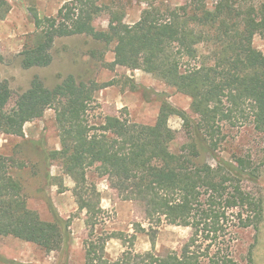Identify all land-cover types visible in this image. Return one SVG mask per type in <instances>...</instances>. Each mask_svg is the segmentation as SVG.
<instances>
[{"label": "trees", "instance_id": "1", "mask_svg": "<svg viewBox=\"0 0 264 264\" xmlns=\"http://www.w3.org/2000/svg\"><path fill=\"white\" fill-rule=\"evenodd\" d=\"M145 3L132 24L110 12L106 29L94 25L105 11L96 0H67L53 16L32 12L37 38L19 53L21 66L49 65L51 48L60 37L82 34L106 45L114 43L112 66L151 73L188 95L192 118L163 104L153 125L122 115L94 120L93 94L110 83L77 82L69 74L50 89L35 76L25 91L14 96L0 75V134L23 136L27 121L54 110L60 148L45 155L72 179L76 203L86 212L84 264H241L233 246L240 232L258 231L263 215L262 200L244 187V181H255L260 172L249 163L246 169L236 166L217 150L225 139V124L248 121L263 134L264 145V53L252 43L257 34L264 39V4L234 0H184L177 6L166 0ZM9 10L8 2L0 0V19ZM5 61L0 50V64ZM174 113L189 134V140L175 151L171 144L176 134L168 125ZM200 148L214 163L200 159ZM93 166L121 199L143 205L146 227L135 223L131 234L105 229L100 194L87 178ZM15 169L13 160L0 156V235L49 250L65 247L70 240L68 222L44 221L30 209ZM162 222L191 231L179 249L163 254L155 249ZM139 234L148 237L150 249H134ZM113 239L128 243L116 257L106 250ZM252 248L245 264H253ZM0 262L19 264L2 256Z\"/></svg>", "mask_w": 264, "mask_h": 264}, {"label": "rangeland", "instance_id": "2", "mask_svg": "<svg viewBox=\"0 0 264 264\" xmlns=\"http://www.w3.org/2000/svg\"><path fill=\"white\" fill-rule=\"evenodd\" d=\"M10 5L7 15L0 19V50L6 61L0 64V75L8 82L13 95L25 91L33 77L52 89L67 76L73 75L77 82L96 83L99 88L93 94L92 114L94 120L101 115L127 116L131 121L153 125L163 104L176 110L185 111L191 118V98L177 92L151 73L123 66H112L115 44L106 45L90 36L72 35L57 38L51 48L52 61L44 67L23 68L19 53L37 38L32 12L39 16H53L67 0H6ZM105 6V11L96 18L97 29H106L110 12L121 17L123 22L132 24L138 20L146 7L145 0H96ZM177 6L184 0H166ZM243 4H264V0H234ZM253 46L264 53V39L255 35ZM168 125L175 131L172 150H177L189 140V134L178 114H171ZM24 135L0 134V156L15 162L13 174L21 182L27 206L48 222L57 218L69 224L70 240L58 250L42 248L10 235H0V256L19 264H84V240L86 212L78 207L73 194L74 182L64 174L54 159H46V153L60 148L55 113L47 109L43 116L27 121ZM225 139L217 150L220 157L236 166L246 169L249 163L258 167L255 181H244V187L259 197L263 204V215L258 231L249 228L240 232L233 246L234 255L245 264L247 251L252 248L253 264H264V145L263 134L258 132L251 121L242 125L223 126ZM200 159L214 163L209 154L200 148ZM89 182L95 184L100 194V205L106 211L104 227L109 232L131 234L133 224L146 227L144 207L140 203L121 199L111 189L105 178L97 175L94 166L87 172ZM62 184L59 186L58 184ZM190 228L162 222L157 227L155 249L163 254L167 250L179 249L190 235ZM128 246L127 241L113 239L106 250L111 257L118 256ZM151 244L145 234H139L134 249L145 251ZM0 264H3L0 262Z\"/></svg>", "mask_w": 264, "mask_h": 264}]
</instances>
